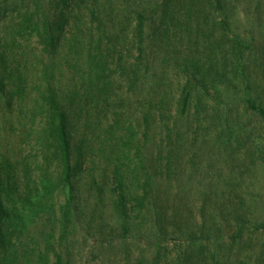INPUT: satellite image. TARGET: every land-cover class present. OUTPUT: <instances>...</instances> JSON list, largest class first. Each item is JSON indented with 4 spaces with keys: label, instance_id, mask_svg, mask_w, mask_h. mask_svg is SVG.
Returning <instances> with one entry per match:
<instances>
[{
    "label": "rangeland",
    "instance_id": "obj_1",
    "mask_svg": "<svg viewBox=\"0 0 264 264\" xmlns=\"http://www.w3.org/2000/svg\"><path fill=\"white\" fill-rule=\"evenodd\" d=\"M60 4L0 0L1 264H179L204 221L215 237L237 215L264 222V119L246 102L264 108V0H83L63 22ZM44 16L63 28L54 50ZM53 104L68 109V181ZM251 236L243 259L264 246Z\"/></svg>",
    "mask_w": 264,
    "mask_h": 264
},
{
    "label": "trees",
    "instance_id": "obj_2",
    "mask_svg": "<svg viewBox=\"0 0 264 264\" xmlns=\"http://www.w3.org/2000/svg\"><path fill=\"white\" fill-rule=\"evenodd\" d=\"M61 2V8L58 7L54 11V15L57 17V21H67L64 15V8H69L74 2H80L83 0H59ZM214 1V7L217 11L222 10V0H210ZM224 2V1H223ZM2 12L4 9L2 8ZM1 13V12H0ZM142 17V16H141ZM143 18V17H142ZM43 22V34L41 35L42 41H47V45L51 50H54L56 43L60 40V32L63 31V28L60 29L59 23H53L47 17L41 18ZM142 20V19H140ZM53 23V24H52ZM228 21H223L224 27L228 28ZM230 38V37H228ZM0 84H2L0 82ZM1 86V85H0ZM3 88V87H2ZM192 92L189 89L188 81L183 86L180 94V111L183 115L187 110L191 102ZM248 107L264 119V108L248 96L246 98ZM70 106V104H68ZM71 107V106H70ZM172 115V111L169 113ZM48 123L50 126V134L54 137L56 142V152L55 156L59 158L60 167L62 169L63 175L67 179H70V176L73 172V166L71 164V135L69 133L70 122L68 120V109L67 107L60 104H53L52 114L48 116ZM2 189H3V180L0 174V243L4 244L7 237L6 223L11 218V213L5 206L2 199ZM145 194H149L146 190ZM135 195L129 197L132 199ZM123 195H119V206L125 208V200ZM133 200V199H132ZM134 204L137 203L136 200H133ZM70 203V199L68 200ZM135 207V206H134ZM126 213V210L123 211ZM226 227L229 229V235L226 234H217L215 235L210 233L205 223L201 226L200 233H189L188 236H184V240L179 246V254H176V260L179 261V264H187L186 262L190 258H194L196 263L199 264H227L229 261L233 264H264V246H260L259 250L251 251L246 254L245 258L240 255L242 254L238 248L239 244L243 243L242 240L247 243L252 242V234L264 235V222L259 224H251L249 221H246L241 216L237 215L233 218V221L225 222ZM203 228V229H202ZM220 233V232H219ZM251 233V234H250ZM246 235V237H245ZM247 243H245L247 245ZM212 246V248H211ZM222 246L225 247L226 253L220 255L217 251ZM227 259L228 262L225 260ZM232 260V261H231ZM1 264V259H0Z\"/></svg>",
    "mask_w": 264,
    "mask_h": 264
}]
</instances>
